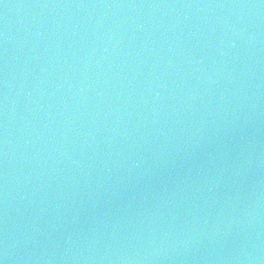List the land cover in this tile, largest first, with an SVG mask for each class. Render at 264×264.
I'll use <instances>...</instances> for the list:
<instances>
[{
  "label": "water",
  "instance_id": "95a60500",
  "mask_svg": "<svg viewBox=\"0 0 264 264\" xmlns=\"http://www.w3.org/2000/svg\"><path fill=\"white\" fill-rule=\"evenodd\" d=\"M0 264H264V0H167L1 103Z\"/></svg>",
  "mask_w": 264,
  "mask_h": 264
}]
</instances>
